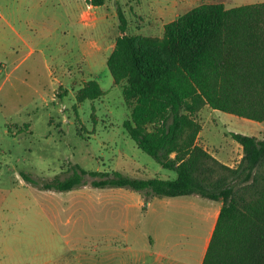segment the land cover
<instances>
[{
	"label": "rangeland",
	"instance_id": "rangeland-1",
	"mask_svg": "<svg viewBox=\"0 0 264 264\" xmlns=\"http://www.w3.org/2000/svg\"><path fill=\"white\" fill-rule=\"evenodd\" d=\"M263 1L107 0L99 9L109 12L107 20L92 15L88 24L82 14L93 5L84 0H0V264H89L109 249L136 244L125 234L137 237L147 220L135 214L130 196L138 191L95 187L90 175L70 191L42 187L72 175L73 164L138 178L177 177L125 130L130 108L107 65L122 34L119 11L129 34L162 37L166 23L195 7ZM91 80L105 93L79 102L77 92ZM199 120L198 142L225 159H239L232 133L264 137V121L208 105Z\"/></svg>",
	"mask_w": 264,
	"mask_h": 264
},
{
	"label": "trees",
	"instance_id": "trees-1",
	"mask_svg": "<svg viewBox=\"0 0 264 264\" xmlns=\"http://www.w3.org/2000/svg\"><path fill=\"white\" fill-rule=\"evenodd\" d=\"M102 6L107 0H87ZM115 48L107 58L122 86L130 116L125 130L136 144L177 177L138 178L119 171H87L79 164L44 189L70 191L93 177L95 187H128L152 196L199 194L223 202L203 264H264V137H232L243 156L230 166L198 142L205 106L264 121V1L195 7L164 25L162 37L129 34L120 10ZM105 92L97 80L77 92L79 102ZM23 179L39 182L29 174Z\"/></svg>",
	"mask_w": 264,
	"mask_h": 264
},
{
	"label": "crops",
	"instance_id": "crops-1",
	"mask_svg": "<svg viewBox=\"0 0 264 264\" xmlns=\"http://www.w3.org/2000/svg\"><path fill=\"white\" fill-rule=\"evenodd\" d=\"M84 1L88 5V1ZM103 6L105 5L85 9L82 14L83 21L90 24L86 19L92 15H95L97 22L105 21L109 12L99 11ZM98 48L101 50V47ZM33 51L34 49L28 54ZM50 74L53 75L54 71L50 70ZM57 80L60 82L59 79ZM237 146L240 149L239 159L233 161L212 152L204 145L216 158L230 166H236L243 156L242 145L237 142ZM138 193L130 196L135 199V214L144 216L145 213L147 220L137 237L125 234L127 242L129 238H133L136 244L127 243L114 250L109 249L106 258L93 262L89 260V264H203L223 202L199 194L175 197L152 196L146 200L142 192ZM38 197L43 196L38 195ZM43 206L42 204V212ZM107 247L111 248V246Z\"/></svg>",
	"mask_w": 264,
	"mask_h": 264
}]
</instances>
